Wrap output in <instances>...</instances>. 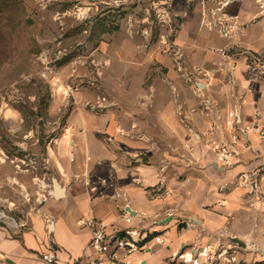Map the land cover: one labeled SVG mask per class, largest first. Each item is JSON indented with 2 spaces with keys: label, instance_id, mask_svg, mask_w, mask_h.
<instances>
[{
  "label": "crops",
  "instance_id": "0c3cea01",
  "mask_svg": "<svg viewBox=\"0 0 264 264\" xmlns=\"http://www.w3.org/2000/svg\"><path fill=\"white\" fill-rule=\"evenodd\" d=\"M203 7V0L170 3L173 44L183 58L157 55L155 69L137 68L150 79L145 91L139 87L143 103L73 108L63 137L43 157L50 181L46 172L36 175L44 187L37 211L0 225V264H45L47 251L56 255L53 264H87L91 230L76 221L88 216L105 221L109 232L146 236L132 264H182L172 256L234 238L244 244L233 242L243 262L264 264V207L250 204L243 183L264 164L255 129L264 123V10L252 0L235 2L228 11L237 18L224 35L202 21ZM232 111L245 133L225 164L212 146L231 144ZM157 235L163 242L153 241Z\"/></svg>",
  "mask_w": 264,
  "mask_h": 264
},
{
  "label": "rangeland",
  "instance_id": "374dc122",
  "mask_svg": "<svg viewBox=\"0 0 264 264\" xmlns=\"http://www.w3.org/2000/svg\"><path fill=\"white\" fill-rule=\"evenodd\" d=\"M241 1L203 0L202 21L211 30L222 28L228 34L237 18L228 8ZM252 1L264 10V0ZM172 2L181 4V0L7 3L0 15V212L11 221L0 219V225L12 227L37 211L44 187L36 175L46 172L50 181L43 157L50 144L63 137L75 106L98 111L145 101L146 93L139 87L145 91L150 79L137 68L148 72L156 68L157 55L173 57L178 52L173 44L178 29L169 13ZM176 56L183 58L182 52Z\"/></svg>",
  "mask_w": 264,
  "mask_h": 264
},
{
  "label": "built area",
  "instance_id": "2783aa9c",
  "mask_svg": "<svg viewBox=\"0 0 264 264\" xmlns=\"http://www.w3.org/2000/svg\"><path fill=\"white\" fill-rule=\"evenodd\" d=\"M223 34L227 33L226 29H220ZM177 54V53H176ZM254 62H261L259 56H253ZM264 66V63L262 64ZM181 70V69H180ZM100 102H97L99 107ZM229 121L227 127L232 130L230 145L223 143H214L212 151L215 153L219 161L229 164L231 159L237 155L234 146L240 143L241 134L245 130L236 129L239 121L237 114L232 111L229 113ZM247 130L249 127L246 128ZM261 140H264V123L255 128ZM256 178L249 179L244 177L243 183L249 188L250 204L256 207H264V164H262L254 173ZM155 193L156 190H153ZM166 195L170 191L164 192ZM224 202H221L222 204ZM125 223L130 225L133 216L126 213L124 216ZM77 226L87 227L91 230V239L89 242L90 257L87 264H132L130 256L141 249L147 238L144 234H139L134 229L127 228L123 234L116 231L109 232V225L94 217H82L76 221ZM153 241L157 243L163 242L161 236L153 237ZM239 246L233 242H215L209 241L205 244L195 245L188 251H182L172 256V259L179 260L182 264H248L243 262L238 255ZM41 260L45 264H53L56 255L52 251L42 253ZM135 264H140L135 263Z\"/></svg>",
  "mask_w": 264,
  "mask_h": 264
},
{
  "label": "water",
  "instance_id": "95a60500",
  "mask_svg": "<svg viewBox=\"0 0 264 264\" xmlns=\"http://www.w3.org/2000/svg\"><path fill=\"white\" fill-rule=\"evenodd\" d=\"M52 184H53V196L55 198H59L62 194V188L59 187V184L55 178L52 179ZM232 241L236 242L237 244H239L241 246H244L243 242H241L237 238H234Z\"/></svg>",
  "mask_w": 264,
  "mask_h": 264
},
{
  "label": "trees",
  "instance_id": "16d2710c",
  "mask_svg": "<svg viewBox=\"0 0 264 264\" xmlns=\"http://www.w3.org/2000/svg\"><path fill=\"white\" fill-rule=\"evenodd\" d=\"M11 1V0H0V15L2 14V12L4 11L5 6L7 5V3Z\"/></svg>",
  "mask_w": 264,
  "mask_h": 264
},
{
  "label": "bare ground",
  "instance_id": "6f19581e",
  "mask_svg": "<svg viewBox=\"0 0 264 264\" xmlns=\"http://www.w3.org/2000/svg\"><path fill=\"white\" fill-rule=\"evenodd\" d=\"M0 219H6L7 220L6 216L2 212H0Z\"/></svg>",
  "mask_w": 264,
  "mask_h": 264
}]
</instances>
